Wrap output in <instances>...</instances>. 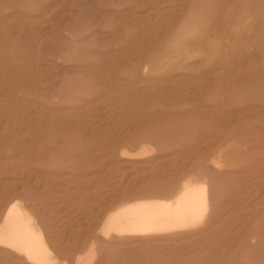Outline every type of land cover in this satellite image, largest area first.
<instances>
[{"label": "rangeland", "instance_id": "rangeland-1", "mask_svg": "<svg viewBox=\"0 0 264 264\" xmlns=\"http://www.w3.org/2000/svg\"><path fill=\"white\" fill-rule=\"evenodd\" d=\"M158 1L0 0V226L15 205L50 264H264V0ZM192 39L191 72L166 68ZM188 181L208 185L203 224L100 234L109 213L175 203ZM42 263L0 244V264Z\"/></svg>", "mask_w": 264, "mask_h": 264}, {"label": "bare ground", "instance_id": "bare-ground-1", "mask_svg": "<svg viewBox=\"0 0 264 264\" xmlns=\"http://www.w3.org/2000/svg\"><path fill=\"white\" fill-rule=\"evenodd\" d=\"M20 1V0H19ZM158 1V0H157ZM177 1V0H176ZM218 1V0H217ZM159 2V1H158ZM198 2V1H197ZM232 2V1H231ZM151 3V2H150ZM170 5V3H168ZM178 4V3H177ZM187 4V3H186ZM51 5V4H50ZM151 5V4H150ZM154 5V4H153ZM201 5V4H200ZM156 6V5H155ZM171 6V5H170ZM208 6V5H207ZM237 6V4H236ZM11 8V6H9ZM52 7V6H51ZM51 7L46 6L43 7L38 11V13H44V12H48ZM151 7V6H150ZM154 7V6H153ZM166 7V6H165ZM184 7V6H183ZM233 7V6H232ZM144 8V7H142ZM14 9V7H13ZM53 9V8H52ZM138 9V8H137ZM238 9V8H237ZM141 10V8H140ZM53 11V10H52ZM148 11V10H147ZM198 11V10H197ZM216 11V10H215ZM50 12V11H49ZM196 12V11H195ZM52 13V12H51ZM55 13V12H54ZM211 13V12H210ZM253 15V14H252ZM262 15V14H261ZM98 16V15H97ZM168 16V15H167ZM179 16V15H178ZM227 17V16H226ZM255 17V16H254ZM235 18V17H234ZM7 18L4 14L0 15V22H7ZM262 20V19H261ZM260 20V21H261ZM211 21V20H210ZM209 21V22H210ZM244 21V20H243ZM211 23V22H210ZM37 24V23H36ZM261 24V23H260ZM209 25V27H205L200 29L199 31L195 30V35L191 34L193 37L196 36V31L197 33H199L200 31H207V35H201V33H199V35L203 36L201 38H199L202 43H206V42H211V24H207ZM254 25V24H253ZM14 26V25H13ZM175 26V25H174ZM190 26V25H189ZM194 26V25H193ZM258 27V26H257ZM197 27H195L196 29ZM210 29V30H205V29ZM217 28V27H216ZM223 28V26H222ZM18 29V28H17ZM191 29V28H190ZM233 29V28H232ZM262 30V29H261ZM194 32V31H192ZM15 33V32H14ZM178 33V32H177ZM256 34V33H255ZM198 35V34H197ZM222 35V34H221ZM240 35V34H239ZM260 35V34H259ZM189 36V35H188ZM233 36V35H232ZM221 37V36H220ZM223 37V36H222ZM258 37V36H256ZM191 38V37H190ZM195 38V37H194ZM198 40V38H196ZM184 40V38L182 39ZM197 40H190L185 42V44H182V47L180 46V48H172L170 50H167L166 52H164L161 57L160 60L161 62H165L166 68H173L172 63L174 64L175 60L177 59H182V62L178 63L176 67V69H179L180 71L186 70V69H190L191 64H189L188 62L193 61L194 59H197L198 57H201L203 48L200 49H193L192 51L187 49V47H189V45L194 44V42L196 43ZM256 40V39H255ZM170 41V40H169ZM185 41V40H184ZM183 41V42H184ZM232 41V40H231ZM180 42V41H179ZM178 42V43H179ZM238 42V41H237ZM227 43V42H226ZM229 43V42H228ZM5 44V43H4ZM230 44V43H229ZM233 44V43H232ZM175 47V46H174ZM179 47V46H178ZM201 47V46H200ZM230 47V46H228ZM256 47V46H255ZM237 48V47H236ZM254 48V47H253ZM262 48V47H261ZM2 49V48H0ZM229 49V48H228ZM232 49V48H231ZM201 50V52H200ZM207 50V49H206ZM12 51V49H11ZM229 51V50H228ZM246 51V50H245ZM6 52V51H4ZM205 52V51H204ZM208 52V50H207ZM230 52H232L230 50ZM234 52V51H233ZM3 52H1L2 54ZM154 54V53H153ZM221 54V53H220ZM232 54V53H231ZM4 55V54H3ZM145 55V54H144ZM143 55V56H144ZM204 55V54H203ZM225 55V54H224ZM235 55V54H234ZM256 55V54H255ZM207 59L209 57V55H206ZM238 57V56H237ZM240 57V56H239ZM245 57V56H243ZM248 57V56H247ZM3 56L0 58L2 59ZM153 58V57H152ZM4 59V58H3ZM16 59V58H14ZM148 59V58H147ZM204 59V58H203ZM252 59V58H251ZM12 60V59H11ZM159 60V61H160ZM206 60V59H205ZM220 60V59H219ZM240 60V59H239ZM242 61H244V58H241ZM241 60L239 62V64L241 63ZM3 61V60H2ZM5 61V60H4ZM8 61V60H7ZM18 61V60H17ZM179 61V60H177ZM200 61V62H199ZM198 62L201 63V60H199ZM13 62V61H11ZM16 62V61H15ZM19 62V61H18ZM148 62V61H147ZM195 62V61H194ZM237 62V61H236ZM17 63V62H16ZM160 63V62H159ZM195 64V63H194ZM204 64V61H203ZM202 64V66H203ZM206 64V62H205ZM196 65V64H195ZM224 65V64H223ZM236 65V64H235ZM160 66V65H159ZM200 66V65H199ZM194 67V65H193ZM192 67L191 70H193L192 72H195L194 68ZM233 67V66H232ZM197 69V68H196ZM16 70V69H15ZM190 71V70H189ZM188 71V72H189ZM236 71V70H235ZM2 72V71H1ZM191 72V71H190ZM210 73V72H209ZM238 74V73H236ZM235 74V75H236ZM14 77V76H13ZM201 78V77H200ZM205 78V77H204ZM203 79V78H202ZM19 82V81H18ZM228 83V82H227ZM84 85V84H83ZM91 85V84H90ZM17 87V86H16ZM21 88V86H20ZM23 88V87H22ZM26 89L30 88L25 87ZM250 88V87H249ZM17 89H19V87L16 88L15 90V95L17 92ZM32 89V88H31ZM22 90V89H20ZM19 90V91H20ZM25 89H23L22 91H24ZM30 90V89H29ZM38 92V91H37ZM42 94V91H40ZM204 93V92H203ZM224 93V92H223ZM13 94V95H14ZM22 94L25 96L26 92H22ZM31 94V93H30ZM13 96L16 97V96ZM28 95V94H27ZM40 95L39 93L37 94V96ZM44 97H46L45 95H43ZM42 96V97H43ZM61 96V95H60ZM20 98V96H18ZM26 97V96H25ZM28 97V96H27ZM40 97V96H39ZM50 97V96H49ZM54 97V96H53ZM57 97V96H56ZM17 98V97H16ZM19 98V99H20ZM47 98V97H46ZM45 98V99H46ZM18 99V100H19ZM53 98H50L49 100H47L46 102L50 104H54L53 103ZM15 100V98L13 99ZM21 101V100H19ZM27 101V100H25ZM33 101V100H32ZM30 101V102H32ZM11 102V101H10ZM17 102V100L15 101ZM13 102V103H15ZM24 102V100H23ZM22 102V103H23ZM29 102V100H28ZM36 102V101H33ZM9 103V102H7ZM26 102H24L25 104ZM18 104V102L16 103ZM29 104V103H27ZM11 105V104H10ZM21 105V104H20ZM20 105H17V107H15V105L13 104L12 108L15 107V109L20 108V109H24L21 108ZM30 105V104H29ZM1 106V105H0ZM29 107V106H28ZM4 110V109H3ZM5 111V110H4ZM11 111H13L11 109ZM2 113V112H1ZM43 113V112H42ZM8 119V118H7ZM4 120V119H3ZM21 120V119H20ZM7 125V124H6ZM12 126V125H11ZM14 127V126H13ZM22 127V126H21ZM14 130V129H13ZM38 132V131H37ZM42 133H44L42 131ZM41 133V134H42ZM45 134V133H44ZM48 133H46L45 137H43V140L46 142L48 137L47 136H51L52 133H50L49 135H47ZM53 135V134H52ZM36 136V135H35ZM40 136V135H39ZM22 137V136H21ZM53 137L55 136H51L52 140ZM41 138V136H40ZM40 142H42V140L40 139ZM39 142V143H40ZM46 142H42L43 145H46L44 143ZM51 142V141H50ZM56 143V142H55ZM41 144V145H42ZM49 144V143H48ZM4 145V144H3ZM40 145V146H41ZM37 147V146H35ZM44 149L47 148L42 146ZM144 147V146H143ZM21 150V149H20ZM45 151V150H43ZM47 152V150H46ZM45 152V153H46ZM148 152L147 148H142L139 150V152L135 155L132 156H142L143 154H146ZM47 152L46 156L48 155ZM51 157L53 156L51 153L48 155ZM127 154H125L126 156ZM130 155V154H128ZM47 156V157H48ZM54 157V156H53ZM56 157V156H55ZM49 158V157H48ZM66 159V158H65ZM46 161V160H45ZM52 161V158L51 160ZM24 169V168H23ZM18 170V169H17ZM25 170V169H24ZM22 171V170H21ZM38 176V175H37ZM206 184V183H205ZM208 186V185H207ZM206 185H199L197 183V181H188L185 182L182 185V190L181 193L176 197L177 199H175V203H173L172 201H163V200H151L149 201L152 197L156 198L155 196H150L151 198L148 199H144L142 197V201H134L135 203H132L129 205H125L123 207H120L118 209H116L115 211L109 213L105 219L103 220L101 227H100V234L103 236L108 237L109 235H116V236H146V235H161V234H166V233H172V232H179V231H184L187 230L189 228L192 227H198L199 225L203 224L208 216L209 213L211 211V201H210V197H209V191L207 189ZM152 188V187H151ZM179 189V188H178ZM48 191V190H47ZM156 191V190H155ZM25 193V192H24ZM34 193V192H33ZM44 193V192H43ZM226 194V193H225ZM7 195V193H6ZM154 195V194H153ZM13 197H15L13 195ZM239 197V196H238ZM10 198V197H9ZM138 199V198H137ZM136 199V200H137ZM3 200V199H2ZM10 200V199H9ZM135 200V199H134ZM139 200V199H138ZM8 201V200H6ZM5 201V202H6ZM133 201V200H132ZM127 202V201H126ZM15 204V203H14ZM237 204V203H236ZM82 209V208H81ZM2 215V214H1ZM4 216V220H3V224L0 226V244L4 245L5 247L13 250L14 252H16L18 255H21L23 257H25L26 260L30 261V262H44V264H50L51 262L49 257L51 258V252L48 248V246L46 245L42 235L40 233H38L37 231H34L33 229L30 228V221L28 220H24L18 212L17 207L14 205L12 206L9 210H7L6 212H3ZM2 219V218H0ZM32 219V218H30ZM226 219V218H225ZM30 222V223H29ZM208 225V224H207ZM241 226V225H240ZM80 232V231H78ZM257 241V240H256ZM202 242V241H201ZM92 246V245H91ZM250 247V246H249ZM58 248V247H57ZM252 248V247H251ZM90 249V248H89ZM211 249V248H210ZM250 249V248H249ZM95 250V249H94ZM93 253V252H92ZM88 255H92L89 254ZM53 256V255H52ZM87 256V257H89ZM86 257V255H85ZM91 258V256H90ZM89 258V260H91ZM55 259V258H54ZM79 259V258H78ZM77 259V261H78ZM84 259V258H83ZM53 260V259H52ZM80 261V260H79ZM59 262V261H58ZM253 262V261H252ZM77 263V262H76ZM89 263V262H87ZM43 264V263H42ZM153 264V263H152Z\"/></svg>", "mask_w": 264, "mask_h": 264}]
</instances>
